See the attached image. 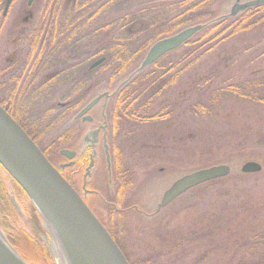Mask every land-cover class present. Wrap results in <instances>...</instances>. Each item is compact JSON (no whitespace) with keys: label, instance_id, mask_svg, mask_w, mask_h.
I'll use <instances>...</instances> for the list:
<instances>
[{"label":"rangeland","instance_id":"1","mask_svg":"<svg viewBox=\"0 0 264 264\" xmlns=\"http://www.w3.org/2000/svg\"><path fill=\"white\" fill-rule=\"evenodd\" d=\"M24 1L18 2L19 7L24 6ZM86 1L89 0L76 1L83 11L88 12L82 19L84 22L75 27L68 21L78 12L63 8V4L69 5L72 1L50 0V4L60 6L50 11V28L61 32L54 33L61 47L55 49L56 59L51 60V67L58 68L55 60L59 58V52L68 50L72 56L77 55L82 67H88L96 58L86 61L87 58L99 48L104 50L109 43H126L137 37L149 19L173 16L169 0H117L115 4L110 0H97L91 6L83 4ZM249 1L252 0H240L241 3ZM235 3L236 0L218 1L212 6V11L217 18H232L227 15ZM39 9L36 8L35 12L41 21ZM144 11L147 13L138 22V13ZM129 14L135 19L124 28V19ZM33 26L25 29L30 30ZM44 27L45 21L39 23L36 26L39 33L35 36L40 38ZM186 28L188 26L182 30ZM13 29V25L7 26L5 32L0 33L3 60L14 48L12 41L22 28ZM74 29L76 33L72 32ZM91 36H94L93 41ZM139 39L143 43L144 36H139ZM204 51L205 48L182 49L159 62L165 66L164 69L168 66L172 69L162 81H157L154 89L143 92L141 98L150 106L147 112L165 114L164 118L140 123L132 118L126 119V114H123L121 118H115V131L114 110L119 103L109 112L112 132L110 164H107L103 153L98 154L90 180V189L96 194L86 200L103 226L117 231L116 237L124 244L130 261L149 259L153 262L151 264H264V146L258 147L253 142L243 144L247 135L264 130V105L253 104L233 94L221 95L228 85L264 77V25L261 29L237 35L213 52L200 56ZM105 55L103 52L98 54ZM143 57L128 74L113 77L111 71L114 74L115 71L111 65L101 68L97 91L114 90L131 73H135ZM133 77L130 76L127 82ZM3 78L7 79V76L3 75ZM132 102L141 106L138 99ZM199 104L209 105L206 116L197 108ZM35 108L37 112L50 116L43 129V142L57 149L48 157L59 160L58 134L61 129L59 124L53 123L56 112L50 105ZM229 142L235 144V148H227ZM115 150L121 158H117ZM246 162L259 163L262 171L242 174L240 167ZM217 165H227L231 169L222 182L185 194L155 214L163 193L173 182ZM120 173L127 177L124 176L123 180ZM81 178L76 176L77 188ZM123 188L125 193L121 204L115 207L112 201L120 202ZM4 189L9 195L7 199L13 215L8 208H3L1 193ZM27 200L17 196L13 184L0 169V235L26 263L25 247L28 241H32L43 250V254L28 253L32 260L28 264H58L51 247L55 238L44 228L42 219Z\"/></svg>","mask_w":264,"mask_h":264},{"label":"flooded vegetation","instance_id":"2","mask_svg":"<svg viewBox=\"0 0 264 264\" xmlns=\"http://www.w3.org/2000/svg\"><path fill=\"white\" fill-rule=\"evenodd\" d=\"M19 1L21 2V0H12L4 14L6 0H0V33L5 32L7 26L13 25L15 28L13 30L22 28L12 41L14 48L8 52L4 60L0 42V104L10 108L12 118L91 210L86 199L96 194L90 189V180L95 171L98 154L103 153L107 164H110L109 144L112 132L108 115L111 108L118 103L117 94L127 83L129 77L136 74V71L114 90L106 89L98 92V74L102 72L100 69L105 67L108 55L98 56V52L90 54L86 61L96 59L88 67H82L81 62L77 61L79 58L76 54L72 56L69 50L60 51L59 58L55 60L59 64L58 68L51 67V60L56 59L54 58L55 49L61 47L58 44L59 38L55 39L54 33L61 34V32L50 28L49 17L50 11L60 6L55 7L56 4H50V0H26L24 6L19 7ZM71 1L69 5L63 4V8L76 11L80 5H77V0ZM36 8L42 12L41 21H39L40 17L37 19ZM14 12L16 15L13 14ZM44 21L43 35L39 38L35 36L39 33L36 31V26ZM80 22L84 21L78 19V14H76L68 21V24L77 27ZM28 26L33 27L30 30L25 29ZM72 32L77 31L74 29ZM91 39L93 41L94 36H91ZM99 59H104V62L96 68H91ZM121 74H128V70ZM3 75H6L8 80L3 78ZM111 76L114 77L112 71ZM94 101L96 103L88 112L80 116L83 109ZM47 105H50L56 112L53 123L59 124L61 129L58 134L59 151L57 154L61 156L59 160H51L48 157V154H53L57 149L44 145L43 142L45 135L43 129L50 116L41 114V111L37 112L35 108ZM66 151L73 153V157L68 159L61 154ZM80 157H84L87 163L81 174L80 186L77 188L75 186L77 179L72 168ZM91 158L93 166L89 176L84 179ZM27 214L29 216L30 213Z\"/></svg>","mask_w":264,"mask_h":264},{"label":"water","instance_id":"3","mask_svg":"<svg viewBox=\"0 0 264 264\" xmlns=\"http://www.w3.org/2000/svg\"><path fill=\"white\" fill-rule=\"evenodd\" d=\"M12 0H6L4 14ZM264 5V0L236 3L227 17H235L247 9ZM194 25L153 43L141 61L137 72L152 66L166 54L173 52L188 42L201 29ZM104 59L96 61V68ZM96 103L83 109L80 116ZM68 159L73 153L61 152ZM0 166L24 191L51 235L58 239L70 264H129L105 227L91 212L79 194L61 176L42 154L26 132L0 106ZM93 159L84 175L90 174ZM230 167L217 165L187 174L171 184L163 193L155 214L205 183L223 179L230 174ZM262 171L257 162L241 165L242 174H256ZM0 264H28L5 242L0 235Z\"/></svg>","mask_w":264,"mask_h":264},{"label":"trees","instance_id":"4","mask_svg":"<svg viewBox=\"0 0 264 264\" xmlns=\"http://www.w3.org/2000/svg\"><path fill=\"white\" fill-rule=\"evenodd\" d=\"M96 1L97 0H89L84 2L83 4L93 5V3H95ZM116 1L117 0H110L109 2L115 4L117 3ZM169 1H171L172 3V9L170 12L173 13V16L171 18L166 19L159 16L151 20L149 19L147 20L145 26L138 33L137 37L128 40L126 43H120V42L109 43L108 45H106V48L104 50H101L99 48L98 54L103 52L106 55H108V60L105 66L111 65V68H113L115 71L114 76L119 75L122 72H125L126 70L130 72L132 69H135L137 63L141 60V58L147 52L148 48L153 43H155L157 40L166 38L169 35H173L174 33L181 31L186 26L190 27L194 25H202L203 28L194 37H192V39H190L188 42H186L177 50L168 53L162 59L174 53H177L182 49L191 50V48H194L196 50H198V48L200 49L205 48L206 51H204V54L200 53L201 54L200 56H205L216 50V48L227 42V40L237 35L250 33V31L254 29H261L263 28L264 25V5L247 9L244 12L239 13L236 17L217 18V15L215 16L216 14L215 11H212L213 9L212 6L221 0H169ZM109 4L107 3V5ZM81 11L83 10L81 7H79L76 9L75 12H78L77 14L82 16V18H80L81 16L78 18L84 19L88 11L87 12L83 11L82 13H80ZM146 13H147L146 11L138 13V17H137L138 22L139 20H142L143 15H145ZM55 19H57V17H55ZM133 19H135L134 16L129 14L124 19L123 27L125 28L128 23L132 22ZM141 35L144 36L143 43H141V40L139 39V36ZM162 59H160L154 65L149 67L147 71H142L140 73L135 74L132 80L128 81L121 88L120 92L117 94V101L119 104L117 105V107H115L116 111L114 110L115 124H113V127L115 128V131L117 130V126H116L117 117L121 118L123 114H126V119L132 118L133 121L138 120L140 123L147 122L154 118L156 119L164 118L165 114L159 115L157 114V112L155 114L154 113L151 114L150 112H147V109L150 106L148 104H144L143 98H141L143 92L147 93L149 92V90L151 91L152 89H154L155 86L157 85V81L159 80L162 81V78H164L165 75L169 73V71H171L172 69L171 67L168 66L167 69H164L165 66L159 65V62ZM167 86H164L163 88H166ZM226 94L229 95L233 94L234 96L245 99L248 102H251L256 105H264V77L260 79L259 78L252 79L239 84L228 85L222 90L221 93V95L223 96H225ZM214 96L215 93L214 95H212V97L214 98ZM134 99H138L141 102L140 103L141 106H136L132 102V100ZM152 99H150V101ZM142 103L144 104V106ZM206 105L207 104H199L197 106V108L201 110L205 116L206 114H208V110H209L208 109L209 105L207 106ZM1 107L10 116L12 115L9 107H3V105ZM251 142L255 143L258 147L264 146V130L259 129V132L257 131L255 135H247V137L244 138L243 144L251 143ZM234 145L232 142H229L227 148H235ZM117 152L118 150H115V154H117V158L118 157L121 158L120 153ZM84 159H85L84 157H80L75 163L74 167L72 168L75 177L76 176L79 177L83 173V169L87 163L86 162L87 160L84 161ZM119 163L120 165L117 166V169L120 172L121 159L119 160ZM0 169L5 173L6 177L9 178V180L13 184L17 196L23 198L28 202L27 200L28 198L24 193V191L17 185L15 181L11 179L8 173L1 166ZM124 176L120 173L119 177L124 180ZM223 180L224 179L211 181L209 183H206L189 191L187 194L192 193L197 189H200L202 186H209L212 184L222 182ZM124 187H126V184ZM2 191L3 192L1 193L2 194L1 198L4 200L3 208H5V210H7L8 208V210H10L9 211L10 214L13 215L10 202L7 199L9 195L7 194L5 189ZM124 193H125V189L123 188L119 196V201L123 199ZM112 202L115 207H118L121 204V201L117 203L113 200ZM113 227H116V225ZM106 229L129 264L153 263L149 259H137L134 261H130L128 259L124 244L123 243L121 244L116 237L117 231H115V229L112 228H106ZM25 248H26L25 250L27 251V255L24 254L23 255L25 259H27L28 263L30 261L32 262V260L28 258V253L29 255L32 254L37 255L39 253L43 254V250L32 241H28L27 247ZM39 259H37V262L39 261ZM44 259H42V261H45Z\"/></svg>","mask_w":264,"mask_h":264},{"label":"bare ground","instance_id":"5","mask_svg":"<svg viewBox=\"0 0 264 264\" xmlns=\"http://www.w3.org/2000/svg\"><path fill=\"white\" fill-rule=\"evenodd\" d=\"M44 228L49 231V228L45 223H44ZM51 247H52L53 255L55 256V259L58 264H70L64 253L63 247L58 239H55V241L52 240Z\"/></svg>","mask_w":264,"mask_h":264}]
</instances>
